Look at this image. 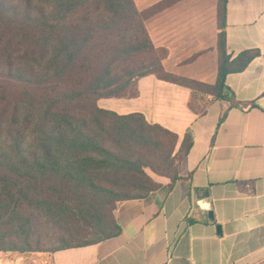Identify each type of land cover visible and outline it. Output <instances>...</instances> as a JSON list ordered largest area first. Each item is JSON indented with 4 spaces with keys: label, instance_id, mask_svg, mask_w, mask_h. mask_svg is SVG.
I'll return each instance as SVG.
<instances>
[{
    "label": "trees",
    "instance_id": "1",
    "mask_svg": "<svg viewBox=\"0 0 264 264\" xmlns=\"http://www.w3.org/2000/svg\"><path fill=\"white\" fill-rule=\"evenodd\" d=\"M179 1L139 11L134 0H0V253H54L117 237L118 204L161 187L147 171L170 189L181 179L190 131L175 153L176 134L97 101L135 98L137 80L154 75L188 87L198 115L201 94L247 106L229 96L226 76L259 52L228 54V0L217 2L215 85L164 69L168 53L154 47L145 22Z\"/></svg>",
    "mask_w": 264,
    "mask_h": 264
},
{
    "label": "crops",
    "instance_id": "2",
    "mask_svg": "<svg viewBox=\"0 0 264 264\" xmlns=\"http://www.w3.org/2000/svg\"><path fill=\"white\" fill-rule=\"evenodd\" d=\"M134 1L143 11L163 0ZM217 2L181 0L146 20L152 44L168 53L162 61L168 74L218 81ZM226 23L232 58L259 52L244 71L226 76L229 96L247 106L201 94L198 115L189 108L188 87L154 75L137 80L135 98L97 101L100 109L141 113L176 134L175 153L187 131L193 146L172 189L169 179L151 173L157 191L118 204L117 237L56 251L51 264H264V0H228ZM205 191L213 222L198 204Z\"/></svg>",
    "mask_w": 264,
    "mask_h": 264
},
{
    "label": "rangeland",
    "instance_id": "3",
    "mask_svg": "<svg viewBox=\"0 0 264 264\" xmlns=\"http://www.w3.org/2000/svg\"><path fill=\"white\" fill-rule=\"evenodd\" d=\"M150 175L151 172L147 171ZM58 244H48L46 247L52 249ZM51 252H35V253H0V264H51L48 261V257L51 255Z\"/></svg>",
    "mask_w": 264,
    "mask_h": 264
},
{
    "label": "water",
    "instance_id": "4",
    "mask_svg": "<svg viewBox=\"0 0 264 264\" xmlns=\"http://www.w3.org/2000/svg\"><path fill=\"white\" fill-rule=\"evenodd\" d=\"M208 192L205 191V193L203 194L201 200L199 201V206L203 209V210H207L208 212V215H209V221L210 222H213L214 220V214L213 212L211 211V207H210V202L208 200ZM217 230L218 232L220 233V227L217 226Z\"/></svg>",
    "mask_w": 264,
    "mask_h": 264
}]
</instances>
